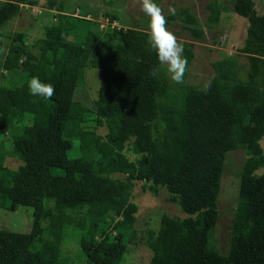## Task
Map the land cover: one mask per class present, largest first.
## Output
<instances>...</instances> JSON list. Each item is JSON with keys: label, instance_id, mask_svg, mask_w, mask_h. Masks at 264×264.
<instances>
[{"label": "trees", "instance_id": "trees-1", "mask_svg": "<svg viewBox=\"0 0 264 264\" xmlns=\"http://www.w3.org/2000/svg\"><path fill=\"white\" fill-rule=\"evenodd\" d=\"M38 4L2 0L0 27L24 5ZM206 6L211 27L220 10L216 0ZM42 7L54 10L51 35L36 39L34 52L14 33L2 61L23 79L0 84V133H7L0 137V208L31 206L33 212L28 232L0 229V264H62L68 228L85 264H122L125 242L137 236L135 182L153 194L165 187L187 214H163L158 228L147 231L148 264H210L224 161L239 147L246 157L225 264H264V171L257 173L264 167V10L257 15L253 0H234V12L247 19L245 78L236 58L213 60L214 75L204 87L185 86L164 101L168 82L148 31L112 26L115 15L103 30L87 14L65 12L61 1ZM178 18L192 38L205 40L193 13L182 8L169 16ZM183 46L189 64L193 51ZM87 67L100 70L92 106L77 93ZM153 67L160 69L155 77ZM32 76L54 85L55 95H30ZM6 156L22 164L11 169Z\"/></svg>", "mask_w": 264, "mask_h": 264}, {"label": "rangeland", "instance_id": "rangeland-1", "mask_svg": "<svg viewBox=\"0 0 264 264\" xmlns=\"http://www.w3.org/2000/svg\"><path fill=\"white\" fill-rule=\"evenodd\" d=\"M47 0H38V6L32 8L22 7L20 13L12 18L7 24L0 27V84L9 82H19L23 79L22 74H11L2 67V61L8 51L11 43V37L14 33L20 32L24 35L26 41L24 45L30 46L39 38L51 35L47 29L53 23V11L44 7ZM61 1L63 9L67 13L74 15L87 14V18L100 23V28L105 30L109 26V17L115 15L117 18L111 22L112 26L123 28H139L149 31V17L142 11L137 0H56ZM212 0H158L156 3L164 10L167 18L169 31L174 33L178 42L186 43L193 51V59L188 64L183 83L177 84L170 79L167 72V66L162 65L163 74L168 82V90L163 96L164 101L180 91L183 87L192 85L198 88L204 87L213 77L214 70L210 64L211 61L221 58H236L240 64L239 75L245 78L248 69V59L242 52V46L245 39L247 19L236 14L233 9L234 0H216L220 10L219 21L211 27L207 25L209 9L207 3ZM255 2V12L260 15L264 10V0H253ZM2 0H0V4ZM186 8L193 13L205 32V40H195L182 27L181 20H170V15H176L180 9ZM41 12L35 14V10ZM174 9V13L170 12ZM100 86V70L87 67L84 71L83 83L77 93L79 98L87 105L92 106L97 99ZM89 126V127H88ZM86 128H91V124ZM97 131L104 134L106 130L103 127L97 128ZM7 133H0V137ZM5 147L9 149V143L4 137ZM264 151V138L260 140ZM124 153L134 159L135 155L124 149ZM246 157V149L239 147L226 153L224 169L221 179L220 192L217 202L218 218L216 225L212 230L209 240L208 259L210 264H225L230 245V231L234 218V211L238 197L239 178L242 171V164ZM4 164L16 169L22 161L13 156H6ZM264 171V167L257 173ZM115 177H121L115 175ZM143 182H135L132 189V201L137 205L138 210L135 214L136 221L134 228L137 236L135 242L126 243L127 250L122 264H148L151 253L143 241L148 230H156L159 226L160 217L163 214L169 216L186 217L187 214L180 210L177 203L169 200L170 194L165 187L159 186L158 192L153 194L148 188L143 189ZM33 208L31 206H19L15 211H9L0 208V229L13 232H28L31 228ZM69 233V228L65 232L64 244L62 245L63 263L62 264H85L84 258L80 253L76 242V235Z\"/></svg>", "mask_w": 264, "mask_h": 264}, {"label": "clouds", "instance_id": "clouds-1", "mask_svg": "<svg viewBox=\"0 0 264 264\" xmlns=\"http://www.w3.org/2000/svg\"><path fill=\"white\" fill-rule=\"evenodd\" d=\"M137 3L141 6V11L149 17L148 43L155 50L159 64L167 66V72L174 83H183L188 60L183 55V44L178 42L176 35L166 27L167 18L163 8L155 0H137ZM170 12L175 14L174 9H170ZM159 71V68L153 67L150 75L155 77ZM28 89L30 95L43 97L45 100L55 95L54 85L42 82L38 76L31 77Z\"/></svg>", "mask_w": 264, "mask_h": 264}, {"label": "built area", "instance_id": "built-area-1", "mask_svg": "<svg viewBox=\"0 0 264 264\" xmlns=\"http://www.w3.org/2000/svg\"><path fill=\"white\" fill-rule=\"evenodd\" d=\"M25 6L32 8V6H29V5H24V7H25ZM34 10H35V9H34ZM39 12H41V10H39V9L35 10V14H36V13H39Z\"/></svg>", "mask_w": 264, "mask_h": 264}, {"label": "crops", "instance_id": "crops-1", "mask_svg": "<svg viewBox=\"0 0 264 264\" xmlns=\"http://www.w3.org/2000/svg\"><path fill=\"white\" fill-rule=\"evenodd\" d=\"M51 11H53V13H54V10H51Z\"/></svg>", "mask_w": 264, "mask_h": 264}]
</instances>
